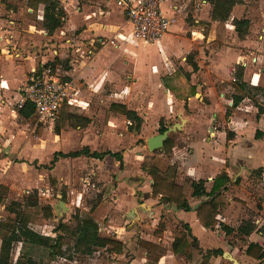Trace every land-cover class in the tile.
<instances>
[{
	"label": "rangeland",
	"instance_id": "obj_1",
	"mask_svg": "<svg viewBox=\"0 0 264 264\" xmlns=\"http://www.w3.org/2000/svg\"><path fill=\"white\" fill-rule=\"evenodd\" d=\"M4 1L7 2L8 0ZM4 1L2 2V0H0V8L2 9L0 15L8 16L10 13L6 12ZM10 1L9 3L16 7L14 18L18 26L23 22V16L30 17V15H32L31 17L34 19L32 23L42 28L41 19L39 17V15L41 16V11L29 12L25 8L23 0ZM61 1L68 15L71 13V21L73 19L72 14L77 17V19L72 26L69 18H67L60 28L56 29L52 35H49L50 39L48 43H56L55 45H57L61 57L60 62L61 60L69 59V64L71 65L70 62L73 58L71 49L80 46L84 47L86 42L90 41V38H95L94 45L96 46L100 43L97 41L98 37L96 35H100L103 39H114L116 45L110 43H108V45H111L109 47L110 50L117 49V54L109 64L108 72L111 73L110 78L107 79L106 82L103 80L102 82L99 81L100 84H96V86L94 84L97 90H95V94L91 96L89 104L83 108L68 107L67 111L69 115L66 122L67 124L63 130L60 129L61 131L59 130V132L55 131V127L60 122L61 116L53 125L36 123L34 115L30 116L28 119L22 118L19 115L14 119L9 117V122H7L8 124L5 126L6 130L0 133V144L4 142L3 147L0 148V185L4 186L0 187V193H2L0 220H3L7 214L4 206L9 201L13 199L22 200L24 196L33 194V189H37L36 196L38 200L41 203H50L53 208L54 216L43 225L31 222L29 223L30 227L42 234H50L52 233V228L60 221L73 226L75 223L74 213L77 209L81 210V213L87 211L89 204H92L98 193L103 192L107 185L111 184L109 180H113L114 176L118 175L119 180L124 183L120 181L122 187L117 192L120 197L117 199L115 194L113 195L111 192L105 194L104 192L102 202L96 206L93 212L98 222L99 231L105 234L107 231L106 227L109 224L111 226H116L126 222L127 225H133V223L137 221V216L134 215L135 212L144 210L143 206H147L144 199L146 197L145 194H142V190H138L137 187L145 181L147 185L149 177L146 173L140 171L139 163L145 153H154V156L157 158V163L164 166V163L161 162L164 156L159 155L162 151L157 149L149 152L146 146V138L151 135V133H158L159 125L156 126L153 123L154 116L152 115L157 116L161 113L160 106L162 107V103L166 102L167 99L166 96L161 95L162 93L159 92L161 86L157 83L156 78L147 82L145 79L142 80L139 76L136 77V73L140 71L139 68L144 70L143 65L145 61L143 58L146 57L144 56L146 46L134 42L132 36H130V27L126 23L124 15L118 12L119 8H117L111 0H81L80 3L78 0ZM168 1L170 4L173 3L178 6L179 12L177 16L179 20H182L180 35L184 37L191 36L188 28L194 25L197 26V23H193V15L196 9L199 8V0ZM237 3H242L243 5L234 12H238L241 15H249L252 22L249 27L248 35L245 38L249 44L246 52L248 55L246 59H242L247 63L245 67L248 69L247 85L249 96L241 101L232 114L235 117H241L244 120L242 122L244 127H246L245 125L249 127V131L244 130V128L242 129L241 136L243 138L241 137V139L234 144L240 145L241 142L249 144V173L245 171L244 173H239L238 175H240L244 181L238 184V188H234L233 185L230 184L228 189V192L232 194L233 201L239 202V204H235L234 208V213L240 215L238 218L239 221H232L235 226L240 224L242 218L248 217L247 219H249L256 215L257 207L258 205L262 207L261 200L264 199V0H237ZM199 23L204 27V31L208 29L203 22ZM173 24L174 26L179 25V23L177 24L176 22ZM230 24V20L226 21V24H217L214 39L208 43L210 47L224 45L233 48L234 44L229 45V43L232 42L231 35H233L231 27H229ZM31 29L33 31V27H31ZM85 29H87V31H84ZM224 30L226 32H224ZM92 33L96 34L91 35ZM260 35L262 37H259ZM96 42L97 44H95ZM253 42H256V44H253ZM238 45L237 42L235 46L239 47ZM86 46L89 47V44L87 43ZM99 47L102 46L100 45L98 48ZM154 47L159 48L158 45L153 46V48ZM107 49L101 52V57L107 53ZM96 50L97 49H93V51ZM79 51L77 53H79ZM222 51H225L224 48H222ZM137 52L140 53V57H137ZM152 53L155 52L152 50ZM190 54L195 56L193 52ZM45 55L49 56L48 50ZM158 55L159 54L156 53L152 56L157 58ZM170 60L177 63L181 61V58L174 53L169 54L168 57L163 55L161 57V63L164 68L163 70H158L156 73L159 74L170 71V68H168ZM140 61L142 65L140 64L141 67L137 68L135 73L136 65L139 66L138 64ZM61 63V65H65L63 62ZM154 63L157 64L156 61ZM235 63L236 62L232 63V68L229 70L221 71V77L216 76L218 73L215 75L217 72L216 70H212L214 74L211 76H209L210 73L207 69L204 71L205 79H209V77L217 79L216 89L218 91L220 88H223L224 97L226 99L230 95L232 87L228 84L229 81L224 80L221 83L219 79H223L226 73L229 74L230 78L233 75ZM156 66L155 64L152 65L151 69L156 71ZM249 70L252 71L250 75ZM141 73H143V71H141ZM254 73H256V75L261 74V76H259L260 80H258V76H255L256 81L261 83L259 88H252L250 86L251 77L254 76ZM197 77L201 79L199 75ZM169 97H172L174 101L176 100L174 94H170ZM198 97L199 94L196 98ZM225 98L223 99L224 101ZM112 99H128L129 106L136 108L135 110L139 111L141 114L145 113L147 127L135 133L132 131V126L127 127L129 124L126 120H123L120 124L118 116L115 119L107 109V105ZM163 99H166V101ZM167 103V109H170V114H167L169 117L168 120L173 122L177 118L175 112L179 104L172 103L171 105L170 101ZM223 104L226 105V102H223ZM199 107L200 106L190 107V110L188 108L183 115L189 117L192 112L194 115L191 118L192 120L190 119L189 121L199 123L205 117L203 109ZM16 108L18 109V107ZM80 116L87 117L88 122L84 123L80 119ZM215 120L209 111L207 122H212V126H214V124L217 126L218 121L216 122ZM237 120L241 122V119ZM256 130L263 132L258 138L255 137ZM204 131L206 130H203V132ZM15 132L18 135H15ZM169 136L173 138L177 137V141L179 142L178 129L176 131L171 130ZM188 136H190V139L194 137L191 133ZM190 139L187 138V141L180 142L185 147H191L193 149V147L190 146ZM19 140L22 141L18 143ZM26 142H28V144H26ZM85 144H89L91 150L96 149L99 151L111 149L113 151L124 152L125 148H128L124 154L123 167L120 168L119 165L116 167V164L113 166L114 159L109 156H107L104 161L100 159L101 161L96 163L94 159L90 157H79L61 160L56 163L54 162V166L52 165L51 167L42 166L49 165L54 151L65 152L79 149ZM59 159L60 158L57 160ZM235 166L236 165H234V167ZM239 167L240 165H238L237 170H240ZM58 180L61 183L60 185ZM240 186L241 189L239 188ZM81 189L84 190L82 195L80 194ZM241 192L243 196L246 197L245 200H241L234 196ZM60 201H63L64 205H61ZM246 202H248V204H245ZM160 203L159 200L158 204ZM134 218L136 219L134 220ZM172 219L173 215L170 208L169 210L166 209V212L160 216V220L159 216H157L154 221L152 218L143 216V233L156 235V233H153L152 229L162 227L166 230L163 237L165 240L164 243L168 245L167 243L170 242L168 238L171 236V231L177 224ZM233 219L235 218L233 217ZM159 222L160 226L158 224ZM255 226L257 227L256 232L261 231L264 237V222L260 226L258 224ZM109 228L112 229L111 227ZM114 234L117 235V232ZM223 239L226 241L223 242V244L227 243V247L221 248L222 251L230 252L241 264H264V258L262 260H257L245 257L243 248L247 239L245 240L244 238L238 237L236 233H230L229 235L224 234ZM192 242L193 255L194 253H198V258H200L202 264H210V259L212 261L211 264H233L230 259L222 254H213L212 250L219 247L218 242L216 243L212 240L210 245H206L211 246V248L206 249H203L205 246H201L199 240L196 239V241ZM65 249L66 252L64 256L48 258L47 250L44 247L22 246L20 242H14L11 257L12 260H14L21 250L30 254L37 264H126L131 257L126 255L128 253L127 249L119 256L108 254L105 250H98L91 255H86L76 250L73 251L72 247H66ZM165 254L169 257L170 264H191V260H185L181 256L172 258L170 254ZM164 263L169 264L165 261Z\"/></svg>",
	"mask_w": 264,
	"mask_h": 264
},
{
	"label": "crops",
	"instance_id": "obj_2",
	"mask_svg": "<svg viewBox=\"0 0 264 264\" xmlns=\"http://www.w3.org/2000/svg\"><path fill=\"white\" fill-rule=\"evenodd\" d=\"M23 1L25 8L29 12H34L32 8H29L25 5V0ZM78 1L80 3L81 0ZM7 2H6L7 6L6 5L4 6L6 8V12L10 14H8V16L0 15V133L6 130L5 126L6 124H8L7 122H9V117L13 119L17 117L18 110L14 104L15 101L18 100L20 95L19 88L23 85L30 71L36 66V62L37 61L39 62L40 58L51 57L52 47H56V50L58 51L57 45H55L56 43L53 42L48 43V40L50 39L49 34H47V32L43 28L37 27L35 26V24L32 23L34 21L33 17H31L32 15H30V17L23 16L22 17L23 22L20 24V26H18L17 21L14 18V13H15L14 11L16 10V7L15 5L9 3L11 2L10 0H8ZM242 5H243L242 3H236L230 12L229 18L224 22H222L211 19L210 16L211 5L208 1L199 0V8L196 9L195 14L193 15V23H197V26L194 25L193 27H189L188 30H190L191 36L184 37L180 35V30H182L181 28L182 20H179V17L177 16V13L179 12L178 6L173 3L170 4L168 0H164L161 4L163 13L172 19L171 23L168 27V30L165 32V34H163V36L157 42L152 44H145L146 49L144 56L146 57L143 58V60L145 61L144 62L145 64L143 65L144 70H141V68H139L142 65V62L140 61L138 64L139 66L136 65L135 73L137 71L136 69L139 68L140 71L136 73V77L139 76L142 78V80L145 79L147 82H149V80L153 78H156L157 83L159 84V86H161L160 88L158 87L159 92L162 93L161 95L166 96L167 101L166 99H163L166 102L162 103V107L160 106L161 113H159L157 116L152 115L154 116L153 123L157 126L160 125L159 121L162 120L163 125L167 127L178 124L177 125L178 127H176L175 131L177 129L179 131V137H178L179 142L177 141V137L175 138L172 137V139L174 140V145L171 151L168 153L161 152L159 155L164 156L163 159H161L162 160L161 162L164 163L163 167L167 166L168 164L176 165L177 171H176L175 181L187 187V200L191 208L189 210H184V209L173 210L170 208L173 215L172 220L177 224L171 231V236L168 238L170 241L169 243H167L168 245L164 243L165 240L163 237H164V233L166 232L164 228H162L161 232L156 235L150 233L144 234L143 233L144 224L142 222L143 216L152 218L153 221L156 219L157 216H159V220H160V216L164 212H166V209L169 210V208L164 207L163 200H160L161 203L158 204L159 198L156 199L150 197L151 178L146 174L149 177V179L147 180V185L145 181L142 182L137 188L138 190H142V194L143 193L145 194L146 197L144 199H145V204L147 206H143L144 210L135 212L134 215L137 216V221L134 222L133 225H127V223L125 222L124 224L121 223L116 226H111L110 224L107 225V227L105 226L107 228L105 234L115 235L114 233L117 232V235H115L116 238H118L123 242L122 252L123 251L125 252L127 249L128 253L126 255L128 257L131 256L126 264L145 263V257H144L145 250L144 248L140 247L137 244L138 238H143L156 243H160L161 245L166 247L165 253L170 254L172 258H177V256H181L185 260H191V264H202L200 258H198V253H194L193 255V247H192L193 242L191 237H188L189 241L191 242V249H192L191 256L189 258H186L182 255H175L170 250V244L173 240V231L177 228H180V225L182 223H187L189 225L191 234L197 240L200 241L199 243L201 244V246H205L203 247V249L211 248V246H206V245L208 244L210 245L211 244L210 242H212V240L215 241L216 243L218 242L219 247L215 246L216 248H225V246L227 247V243L223 244V242H226L223 239L224 234L226 233L220 229L218 224L215 226L214 229L204 228L199 224V221L196 218L195 208L205 198L191 196L190 195L191 188L189 186L190 180L192 179L197 180L201 178L205 180L206 190H209L212 185L213 177L221 169H224L227 172L228 176L230 177V181L227 184V188L225 190H222V194L228 203L226 204V206L219 208L217 219L219 220V222L224 223L233 228L239 226V224L235 226L234 223L232 222L233 220L239 221L238 218L240 217V215L239 214L236 215L234 213L235 204H239V202L233 201L232 194L228 192L229 191L228 189L230 187V184L233 185L234 188H238L239 186L238 184L244 181V179L240 177V175L238 174L244 173V171L248 172L249 144L245 142L244 143L241 142L240 145H234V144L239 139H241L242 129L244 128V130L249 131V127L247 125H245L246 127H244V124L242 123L244 120L241 117L239 116L235 117L234 115H232L234 110L238 106H236L232 110V112L226 117V119L219 117V114L220 116H224L226 112V108L232 104L231 95L232 93H234V89H235V86L232 82L233 75L229 78V74L226 73L223 79H219V82L221 83L224 80L229 81L228 84L231 85L232 87L231 93L226 99L224 97L225 96L223 91L224 89L220 88V90L218 91L216 89L217 79L213 77H209V79H205L204 71L207 69L210 73L209 76H211L212 74H214L212 70H216L217 72L215 73V75L218 73L216 76L221 77L220 75L222 74L221 71L229 70L230 68H232V63L236 62L234 64V67L237 64H242V66L244 67L243 80L245 81L246 85L248 84L247 83L248 69L247 67H245L247 63L245 62V60H242V59H246L248 55L246 52L248 50L247 47L249 46V44L248 41H246L245 39L248 33L242 38L238 37L236 31L234 30V26L231 22L232 18L234 17L235 18L246 17L250 20V24H251L252 19L249 15H241L238 12H234L235 10H237V8H239ZM1 11L2 9L0 8V12ZM37 11L42 12V6H39ZM118 12L122 13L120 9ZM72 16L73 19L71 21V13L68 15V13L66 12L65 21L67 18H69L73 26L76 22L77 17H75L73 14ZM39 17L41 19L42 13L41 16L39 15ZM228 20H230L231 24L229 25V27H231V32L233 34L231 35L232 42L229 43V45L234 44L233 48L224 45L221 46L216 45L215 47H210L208 43L214 39V33L216 32L217 24L218 23L226 24V21ZM175 22L177 24L179 23V25L174 26L173 23ZM199 22H203L205 26L208 27V29H205L204 31L203 30L204 27H202V24H200ZM126 23L128 24L127 21ZM31 27H33V31ZM84 31H87V29H85ZM224 32L226 31L224 30ZM248 32H249V28H248ZM94 34L96 33H92L91 35ZM96 36L98 37V39L103 40V37H100V35H96ZM259 37L262 36L260 35ZM93 40H95V38H90V41L86 42V44L87 43L90 44ZM237 42L239 44L238 45L239 47L235 46ZM86 44L84 45V47L81 46L79 47L81 49L80 51L79 50L76 51L78 47L71 49L73 58L71 59V69L69 71V75L81 84L80 97H82L86 101V103L89 104L91 100V96H93V94H95V90H97V87H94V84L96 86V84H100L102 80L106 82V80L110 78L111 73L108 72L109 64L117 54V49L110 50L109 47L111 45H108V43L97 44L96 42L95 44L97 45L96 46L94 45V47L90 45L89 47H87ZM253 44H256V42H253ZM100 45L102 47L98 48V46ZM113 45H116L115 41ZM155 45L156 46L158 45L159 48H155V47L153 48V46ZM222 48H224L225 51H222ZM89 49H92L91 53H87ZM93 49H97V50L93 51ZM104 49H107V53L103 57H101L100 54L102 51H104ZM47 50L49 51V56L45 55L47 53ZM152 50L155 53H152ZM78 51L79 53H77ZM191 52L195 53V56L193 55L192 56L194 57L193 60L197 64L198 67L197 70H193L191 63L187 61V55L190 54ZM156 53L159 54L157 58L152 56ZM171 53L179 55L181 61H178L176 63L170 60L168 65L170 71L157 74L156 72L158 70H163L164 68V66L161 63V57L163 55L168 57L169 54ZM137 57H140V53L138 52H137ZM155 61L157 62V64L154 63ZM68 63H69V59H68ZM153 63L157 65L156 71L151 69L152 65H154ZM251 70H249L250 71L249 75L252 71H254ZM141 71H143V73H141ZM198 75L201 77V79L197 77ZM255 76H258V80H260L259 76H261V74L256 75V73H254V76L251 77L250 86L252 88H259V86H261V83H258V81H256ZM190 85L195 86V91L192 95L186 97ZM181 86H184L185 88ZM242 91L246 93V96L241 101H243L249 96L248 85L246 89H243ZM170 94H174V96L176 97L175 100L176 102L174 101V99H172V97H169ZM198 94L199 97L196 98ZM224 98L225 101L223 100ZM127 100L112 99L108 103L107 109L109 110V104L111 102H120L125 104L127 108L135 110L136 108L129 106V100L128 101ZM168 101H170L171 105L172 103L179 104L175 112L177 118L173 122L168 120L169 117L167 114H170V109L169 110L167 109ZM223 102H226V105H224ZM195 106H200L199 108H202L203 113H205V117L199 123H193L189 121L194 115V113L192 112L190 113L189 116L190 118L183 115V113L187 111L188 108L190 110V107H195ZM209 111L211 112L212 117H214V120L216 119L215 121L216 122L218 121L217 126L215 124L214 126H212L211 124L212 122L210 123L207 122ZM109 113H111L115 119L118 116L119 118L118 121L120 122V124L122 123L123 120H126L127 123L129 124L127 127L131 126L130 120H128L125 117V115L121 113L113 112L111 110H109ZM136 113L142 119L139 128V132H140L141 130H143L142 128L147 127L146 126L147 118L145 113L141 114L139 113V111H136ZM87 116L90 117L89 115ZM237 119H241V122H239ZM63 129L64 128H61V130ZM203 130L206 131L203 132ZM132 131L136 133L135 130L132 129ZM190 133L191 135L194 136L192 139H190V136H188ZM15 135L18 134H16L15 132ZM151 135L153 134L151 133ZM187 138L190 139V146H192L193 149L191 147L190 148L185 147L180 142V141L182 142L187 141ZM21 141L22 140H19L18 143ZM26 144H28V142H26ZM3 145L4 142L0 144V148L3 147ZM85 145L90 146L89 144H85ZM127 149L128 148H125L124 152H121V154L123 153L122 154L123 165H124V154ZM107 156L109 155H105L101 160L104 161ZM79 157L89 158L83 155L78 157H65L56 160L55 163L61 160H68L69 158L73 159ZM90 158L94 159L95 163L101 161L98 158H93V157ZM111 158L114 159L113 166H115L116 164L117 167L119 165V162H117V160L114 157ZM140 163H139V169H140ZM234 165H236L235 166L236 169ZM238 165H240L239 167L240 170H237ZM109 181H111V183H114L115 187L110 189L109 192L106 191L105 194L111 192V194L113 195L115 194L116 198L118 199L120 195L117 192L119 189H121L122 187L121 184L123 182L119 180L118 175L114 176L113 180L111 179ZM58 182L60 185L61 183L59 180ZM63 182L65 183L64 180ZM239 188L241 189V186ZM71 191L73 192L72 188ZM83 193L84 190L81 189L80 194L82 195ZM234 196L238 197L241 200L246 199V197L243 196L242 192L240 194H235ZM245 204H248V202H246ZM261 206L262 207L258 205L256 215L252 216V218H249V220L253 224V230L248 235L242 236V238H244L245 240L247 239V242L243 248V252L246 245L249 242H259L264 247L263 234H261V231L256 232L257 227L255 226L256 224L260 226L264 222V199L261 200ZM233 217L235 219H233ZM247 218L248 217L242 218L240 220V223L243 220H246ZM135 219L136 218H134V220ZM109 227H111L112 229H110ZM152 230L154 231V229ZM232 233H235V231ZM121 253L119 254L108 253V254L119 256L121 255ZM244 255L246 258H251L245 253ZM164 261L170 264V259L166 254L161 256L158 264H165ZM209 263L210 264L212 263L211 259L209 260Z\"/></svg>",
	"mask_w": 264,
	"mask_h": 264
},
{
	"label": "trees",
	"instance_id": "obj_3",
	"mask_svg": "<svg viewBox=\"0 0 264 264\" xmlns=\"http://www.w3.org/2000/svg\"><path fill=\"white\" fill-rule=\"evenodd\" d=\"M4 0H2L3 2ZM211 5L210 16L213 20L224 22L230 16L233 6L237 0H206ZM6 5V1H4ZM25 5L37 11L39 6H42L41 26L51 35L56 29L60 28L66 18V12L60 0H25ZM7 6V5H6ZM232 24L238 37L242 38L248 33L250 20L246 17L232 18ZM58 60V59H57ZM187 61L191 63L193 70H197V64L193 60L191 54L187 55ZM66 66L68 59L61 60ZM39 62H36V67L39 69ZM242 64H237L233 72V84L235 86L234 93L231 95L232 104L226 108L224 116L227 117L232 110L238 106L241 100L246 96L242 90L246 89L247 85L243 80ZM195 91V86L190 85L188 94L192 95ZM184 97V98H186ZM65 106L61 112V120L56 125L55 131L59 132L61 128H65L69 112ZM109 110L125 115L130 120L131 128L136 132L139 130L142 119L134 109H129L120 102H111ZM33 106L29 103L24 104L19 110L18 115L23 118H29L33 115ZM84 122H88L87 117H81ZM158 132H163L167 126L163 125L162 120L159 121ZM263 132L256 130L255 137H259ZM174 145L172 137H167L161 148L162 152L168 153ZM157 150V149H156ZM160 150V149H158ZM87 156L102 159L105 155L114 157L119 162V167H123L122 154L119 151L112 150H91L88 145H84L79 149L69 150L66 152L54 151L49 165L51 167L58 158ZM140 169L151 178L150 197L166 200L168 203L174 204L177 209L189 210L191 208L187 200V187L175 181L176 165L168 164L163 167L156 161L154 153H145L142 156ZM230 177L224 169H221L213 177L212 185L209 190L205 188V180L197 179L190 180V195L196 197H204L195 208L196 218L199 224L204 228L214 229L218 224L220 229L226 234L235 233L242 238L243 235H248L253 230V224L249 219L243 220L238 227L233 228L224 223L219 222L217 215L220 207L226 206L228 203L222 194V190L227 188ZM0 187H4L0 185ZM115 187L114 183L107 185L103 192L98 193L92 204H89L87 211L77 209L74 213L75 223L73 226L60 221L52 228L51 234H42L30 227L29 223L33 222L39 225L45 224L54 216L53 208L50 203H41L36 194L37 189H33V194L26 195L22 200L13 199L4 207L7 211L3 220H0V264H37L36 261L25 251H20L17 257L12 260L11 251L14 242H20L22 246H40L47 250L48 258L54 256H64L66 247H72L73 251L91 255L95 251L105 250L108 253L119 254L123 249V242L116 238L115 235L102 234L99 231L98 222L93 214L96 206L102 202L103 193L109 192ZM64 196V195H63ZM64 200V197H63ZM2 203V193H0V204ZM160 226V222L158 223ZM162 227L154 229V233L158 234ZM196 241V238L191 234L190 227L187 223H182L180 228L173 231V240L170 244V250L175 255H182L186 258L191 256V242ZM137 244L145 250L144 264H158L159 259L166 252V247L160 243H156L143 238L137 239ZM213 254H222L221 248L212 250ZM244 253L251 258L262 260L264 258V247L259 242H249Z\"/></svg>",
	"mask_w": 264,
	"mask_h": 264
},
{
	"label": "built area",
	"instance_id": "obj_4",
	"mask_svg": "<svg viewBox=\"0 0 264 264\" xmlns=\"http://www.w3.org/2000/svg\"><path fill=\"white\" fill-rule=\"evenodd\" d=\"M111 1L124 14L130 25V36L137 44L155 43L168 30L172 19L162 11L161 4L164 0ZM97 41L101 44H114L112 38ZM94 42L95 40L89 45L94 47ZM77 50L81 49L78 47ZM91 51L89 49L87 53ZM60 59L56 47H52V56L40 58L39 69L35 66L19 88L20 95L14 105L19 110L24 104H31L36 123L53 125L65 106H87L86 101L80 97L81 84L69 75L71 65H61Z\"/></svg>",
	"mask_w": 264,
	"mask_h": 264
},
{
	"label": "water",
	"instance_id": "obj_5",
	"mask_svg": "<svg viewBox=\"0 0 264 264\" xmlns=\"http://www.w3.org/2000/svg\"><path fill=\"white\" fill-rule=\"evenodd\" d=\"M176 127H178L177 125H173L170 127H167L166 130H164L163 132H158L156 134L150 135L146 138V146L149 152H152L156 149H161L163 146V142L164 140L168 137L169 132L171 130H175ZM61 205H64L63 201H60ZM163 205L166 208H171L173 210H177V207L172 204V203H168L165 199L163 200ZM222 255L227 257L228 259H230L232 261L233 264H241L240 262L237 261V259H235L230 253H228L227 251L222 252Z\"/></svg>",
	"mask_w": 264,
	"mask_h": 264
}]
</instances>
